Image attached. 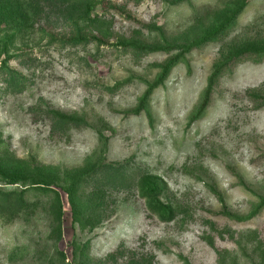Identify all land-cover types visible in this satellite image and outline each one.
<instances>
[{"label":"rangeland","instance_id":"374dc122","mask_svg":"<svg viewBox=\"0 0 264 264\" xmlns=\"http://www.w3.org/2000/svg\"><path fill=\"white\" fill-rule=\"evenodd\" d=\"M30 5L0 21V264H264V0Z\"/></svg>","mask_w":264,"mask_h":264},{"label":"trees","instance_id":"16d2710c","mask_svg":"<svg viewBox=\"0 0 264 264\" xmlns=\"http://www.w3.org/2000/svg\"><path fill=\"white\" fill-rule=\"evenodd\" d=\"M25 1V0H24ZM23 0H0V21L1 22H6L9 19H16L19 16L20 17H26L28 15V11L27 9H25V5H30L32 8H36L37 12H41L42 13V8H43V4L45 0H28L27 4L24 3ZM69 1V0H68ZM71 2H78L81 0H70ZM64 42H70V43H78L81 42L83 40H85V38H81V37H71V38H67V39H62ZM0 74H4V80L5 82H7V84L15 91H18L20 89H22L24 87V83L22 80V76L21 74L9 67L8 65H6V63H4L3 61L0 62ZM59 117L63 118V119H72V117H67V116H63V115H59ZM103 164V161L100 163ZM106 168H119L120 166L117 165H113L112 163H107L106 164ZM82 176V175H81ZM80 176V177H81ZM78 177V180L79 178ZM0 178L5 180L6 182H17L18 180H20V177H17L15 175L12 174H6V172L0 167ZM31 182H37V181H31ZM145 188L149 191V192H156L157 189V185L152 181V180H146L145 181ZM74 182L71 183L70 185H68V189H67V193H68V199L69 202L73 208V211L76 210L75 209V205H76V201H75V194H74ZM3 192V191H1ZM22 192V191H21ZM5 193H9V192H5ZM76 213V211H75ZM217 261L219 264H225V256H224V252H222V250H218L217 251Z\"/></svg>","mask_w":264,"mask_h":264}]
</instances>
